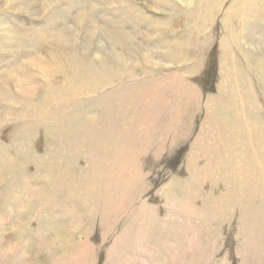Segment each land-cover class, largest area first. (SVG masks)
Here are the masks:
<instances>
[{"label":"rangeland","instance_id":"374dc122","mask_svg":"<svg viewBox=\"0 0 264 264\" xmlns=\"http://www.w3.org/2000/svg\"><path fill=\"white\" fill-rule=\"evenodd\" d=\"M0 264H264V0H0Z\"/></svg>","mask_w":264,"mask_h":264},{"label":"bare ground","instance_id":"6f19581e","mask_svg":"<svg viewBox=\"0 0 264 264\" xmlns=\"http://www.w3.org/2000/svg\"><path fill=\"white\" fill-rule=\"evenodd\" d=\"M66 37V36H65Z\"/></svg>","mask_w":264,"mask_h":264}]
</instances>
